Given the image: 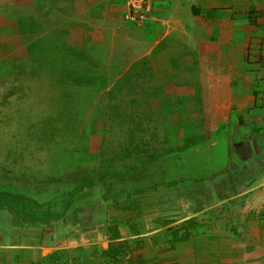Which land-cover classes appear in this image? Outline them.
<instances>
[{"label": "crops", "instance_id": "crops-1", "mask_svg": "<svg viewBox=\"0 0 264 264\" xmlns=\"http://www.w3.org/2000/svg\"><path fill=\"white\" fill-rule=\"evenodd\" d=\"M56 2L43 54L88 74L72 86L102 89L105 113L154 122L148 136L174 139L165 147L154 140L159 152L140 141L123 147L121 172L76 166L80 176L104 178L90 189L77 191L80 179L74 193L48 198L7 191L24 211L43 207L56 221L17 213L15 199L0 206V264H52L55 251L97 243L113 264H264V0H153L141 27L122 20L121 0ZM15 25L2 21L0 60L14 54ZM194 141L209 142L202 167L211 171L179 177L177 165L169 180L163 159ZM81 151L100 163L101 144ZM152 151L160 155L142 163ZM115 246L125 250L119 261Z\"/></svg>", "mask_w": 264, "mask_h": 264}, {"label": "rangeland", "instance_id": "rangeland-1", "mask_svg": "<svg viewBox=\"0 0 264 264\" xmlns=\"http://www.w3.org/2000/svg\"><path fill=\"white\" fill-rule=\"evenodd\" d=\"M56 1L31 0L29 6L22 8L17 6V0H0V32L4 29V19H16L12 41L14 54L11 58L0 60V63L11 64L16 57L24 59L28 54L48 52L51 36L48 35V29L53 21L49 13L51 7H56ZM59 6L63 10V2ZM62 15L61 11L60 17L63 19ZM51 85V75L25 76L14 67L6 70L0 81V206L9 205L12 203L10 200L15 199L14 210L17 213L31 216L28 214L30 212L36 214L38 220L56 221L55 217L44 215L48 211L43 207L39 210V207L34 206L27 209L28 212L24 211L15 196L9 195L11 197L8 199L7 191L10 194L16 191L30 193L43 198L65 192L71 194L75 191L76 182L83 177L74 171L76 166L83 165L95 170L100 164L99 168L102 165L108 174L121 172L127 169L129 162L121 158L123 147L129 145L133 148L140 141L143 144L141 147L150 145L155 149L154 142L165 147L174 138L148 136L150 131L145 128L151 129L154 122H132L120 119L119 113L113 114L110 110L108 114L105 113L103 102L106 96L102 89L73 87L68 82L61 89L56 87V83L53 87ZM137 127L142 130L140 138L129 135ZM221 140L222 137H218V148L223 144ZM206 143L194 141L188 150L173 151L171 157L164 158L168 164L166 170L170 171L168 179L176 177L177 165H181L177 169L179 177L208 175L210 168L202 167L212 158L208 147L210 144ZM90 144H101L103 151L100 153V163L99 157H85L82 153L81 150ZM160 148L155 150L159 152ZM156 151L142 156L156 155ZM130 154L137 156L139 153L133 150ZM227 177L228 171L221 176L223 181ZM50 203L46 201V204ZM52 203L57 202L53 200ZM10 215L9 218H13V214ZM73 219L79 224L78 218ZM15 220L18 219L14 217ZM98 244L68 250L53 264H113V258L104 254L105 250ZM110 249H114L116 256H119H113L118 261L121 254L125 253L119 246ZM45 260L43 263H47Z\"/></svg>", "mask_w": 264, "mask_h": 264}, {"label": "trees", "instance_id": "trees-1", "mask_svg": "<svg viewBox=\"0 0 264 264\" xmlns=\"http://www.w3.org/2000/svg\"><path fill=\"white\" fill-rule=\"evenodd\" d=\"M65 63L66 62L64 57H52L41 52H35L30 56L28 54V56L24 59L16 57V59H14L11 64H3L2 62L0 63V81L4 78L5 71L10 70L14 67V69L18 70V73L20 72V74H23L25 76L35 77L39 74H47L48 76L51 75L52 84L54 85L56 83V87H58L59 89L65 88V84L67 82L73 85H83L88 83L86 81L89 76L88 74L85 75L82 73L74 72L68 69L65 66ZM53 85H51V87H53ZM126 154L128 153L126 152ZM153 156L150 155L148 158L143 159L141 162L145 163L153 161L155 159ZM103 179L104 178L100 175V172H92V174H88L87 176H84L82 178L77 191H80L82 189H90L94 187L97 182H100ZM9 212L12 213L10 209ZM13 214L17 217H21L17 213ZM187 223H191V220H187ZM114 235L116 236V238H118V233H115ZM108 249L109 248L107 247L106 251ZM64 253H66L65 250L55 251L48 256V260H50L53 264V261H59Z\"/></svg>", "mask_w": 264, "mask_h": 264}, {"label": "built area", "instance_id": "built-area-1", "mask_svg": "<svg viewBox=\"0 0 264 264\" xmlns=\"http://www.w3.org/2000/svg\"><path fill=\"white\" fill-rule=\"evenodd\" d=\"M122 20L141 27L147 20L152 8L153 0H121Z\"/></svg>", "mask_w": 264, "mask_h": 264}]
</instances>
